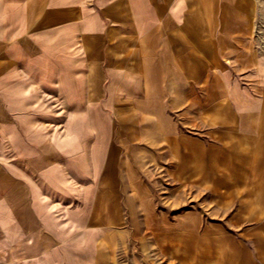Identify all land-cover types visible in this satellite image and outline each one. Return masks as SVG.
Masks as SVG:
<instances>
[{"label":"crops","instance_id":"0c3cea01","mask_svg":"<svg viewBox=\"0 0 264 264\" xmlns=\"http://www.w3.org/2000/svg\"><path fill=\"white\" fill-rule=\"evenodd\" d=\"M260 17V0H0V262L52 264L73 257L69 230L110 243L130 222L118 138L204 195L173 221L138 182L173 255L264 264Z\"/></svg>","mask_w":264,"mask_h":264},{"label":"rangeland","instance_id":"374dc122","mask_svg":"<svg viewBox=\"0 0 264 264\" xmlns=\"http://www.w3.org/2000/svg\"><path fill=\"white\" fill-rule=\"evenodd\" d=\"M260 5L261 17L259 23L262 32H264V0H260ZM116 143L119 145L116 148L118 158L125 155L128 159H130V156L132 158L131 202L126 203V215L129 214V210L131 212L130 222L129 217L126 216V222H114L110 225L109 237L106 235L107 233L105 234L110 243H107V239L104 238L105 242H101L102 234H104L103 227L95 225L97 223L84 226L83 229L81 228L82 231L74 236L70 235L69 230L68 248L69 252L72 250L73 257L69 254L68 259H55L52 260V264H186L187 260L180 257L178 253L173 255L171 244L162 243L160 237L157 238V230L154 224L149 226L146 225V222L141 221L145 213L139 209L137 195H135L136 192L138 193L136 186L139 181L143 180L144 184L152 191L155 211L159 214H167L169 219L173 221L189 209H194L196 205H200L199 200L204 195L197 194L195 189L186 186V181H179L167 173L173 166L172 161L167 160V156L152 162L144 157L145 162L143 164L139 155L135 156L137 154L134 153L132 147L124 148V145L121 144L122 141L118 138ZM152 151H154V154L161 153L163 155L162 147L157 148V150L152 149ZM123 168L124 166H121L119 170L122 172ZM136 176H142L143 178ZM118 182L121 186L125 184L126 192H128L130 178L121 176ZM120 197L121 200H124V198L129 199L127 194ZM195 197L198 199H195ZM217 223L219 222H213V224ZM232 231L239 232L236 229H232ZM95 235L96 240L100 238L97 242L94 240ZM107 245L110 246L109 250L104 248ZM94 255L96 258H92ZM11 261L10 258H3L0 264H12Z\"/></svg>","mask_w":264,"mask_h":264},{"label":"clouds","instance_id":"9594fccd","mask_svg":"<svg viewBox=\"0 0 264 264\" xmlns=\"http://www.w3.org/2000/svg\"><path fill=\"white\" fill-rule=\"evenodd\" d=\"M181 3H183V0H181ZM171 11H172L173 14H174L176 10H175V9H172ZM177 23H182V21H181L180 19L177 18Z\"/></svg>","mask_w":264,"mask_h":264}]
</instances>
